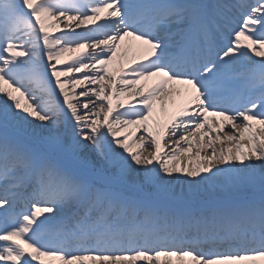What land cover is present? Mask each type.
<instances>
[{
    "label": "snow or ice",
    "instance_id": "6c2138e0",
    "mask_svg": "<svg viewBox=\"0 0 264 264\" xmlns=\"http://www.w3.org/2000/svg\"><path fill=\"white\" fill-rule=\"evenodd\" d=\"M225 34L231 39L221 46ZM126 37L143 51L123 66ZM67 53H75L70 61ZM117 57L118 71L111 67ZM69 84L84 90L70 92ZM0 94L4 264H163L162 257L264 264V0H0ZM126 95L132 99H119ZM18 122L47 129L52 151L65 136L73 153L90 143L111 155L115 172L98 186L12 139L7 129ZM129 126L142 130L138 142ZM133 170L156 192L131 190ZM180 174L193 194L207 185L233 197L257 188L262 195L214 207H153V197L171 196ZM18 198L31 200L26 213L14 211ZM65 206L76 210L71 226L42 233L52 217L38 218ZM202 241L233 247L205 251Z\"/></svg>",
    "mask_w": 264,
    "mask_h": 264
},
{
    "label": "bare ground",
    "instance_id": "6f19581e",
    "mask_svg": "<svg viewBox=\"0 0 264 264\" xmlns=\"http://www.w3.org/2000/svg\"><path fill=\"white\" fill-rule=\"evenodd\" d=\"M218 1H222V0H218ZM65 23H66V21H62L60 23V28L63 29ZM76 31L79 32L80 29H76ZM140 46H141L140 42L135 41L134 39H131L129 37L125 38L124 43L121 44V51L123 53H125L123 66H126L127 62L134 59V57L137 54L136 51ZM66 55L67 54H65V57H66ZM254 58L257 60L260 59L258 57H254ZM118 66L119 67L122 66L119 57H117L113 61V64L111 65V67L113 68V70H116ZM57 67L59 68L60 66L58 65ZM240 70L242 71L243 69H240ZM85 71H88V70H85ZM69 75L75 79H80L82 77L81 73H70ZM129 78H131V77H129ZM62 79H65V78L62 77ZM153 82H154V80L148 81L149 86ZM6 87H7V85H6ZM87 87L90 88V87H92V85L89 83L87 85ZM137 87H138V85H137ZM175 87L178 89L184 88V87H181V85H179V84L175 85ZM82 90H84L83 86H77L75 89H73L71 87V85L69 84V91L70 92L75 91L77 94H79V92ZM5 98H6L5 94H0V108H3ZM131 98L132 97L126 95L124 97H120L119 99H123L125 102H127ZM79 99H80V105H82L84 100L82 97H80ZM80 105H78V107ZM97 107H99V101H97ZM159 107H160V102L158 101L157 102V108L159 109ZM106 108H107V105L105 104V109ZM120 110H122V109H120ZM80 114L81 115L85 114L82 108H81ZM209 122L212 123L214 126H217V127L222 126V118L213 119V117L211 115H209ZM10 125H13V126L19 128L21 130V131H19L20 133L26 134L27 136H31V138H33L34 140H37V141H45L44 138L47 137V135H49V131L47 129H44V131H43V129L38 126V122L30 123V124H23L22 122H18V123H12ZM48 127L51 128V125H49ZM203 129H207V128H203ZM203 129H202V131H203ZM228 130L229 129H225V131H228ZM127 131L134 133L135 138H137V142L139 141V138L142 136V130H136L135 126H129ZM221 135H223V133H221ZM144 139L148 140V137L145 136ZM162 144H167V141H162ZM82 145H83L82 149L85 152L84 154L86 157H84L83 159H81V158L77 159V160H79L80 164H82L83 166L85 165L92 172H95V173L100 174V175H104L106 177L115 172V167L113 166L111 155H103V154L99 153L96 150L95 146L91 145L90 143L84 142ZM70 146H71V140H70V138L65 136L64 141L61 145V150H62L63 156L66 155V156H70V157H75V154L73 153ZM226 146L227 145H225V147ZM92 151L94 152L95 155L92 156V154H91V157H90V153ZM117 151H119V149H117ZM152 151H153V149L148 147L146 144L145 149L143 151V155L149 156L152 154ZM187 162H188L187 157H181V165L186 164ZM175 175L176 174H174V176ZM130 180L132 181V184L134 183V181H136V185L137 184L143 185V188L138 187V189H146L147 191L156 192V189L153 186L145 184L144 176H143L142 172L138 173L137 171L133 170L132 175L130 177ZM172 189H173V191H172L173 193H183L188 198L191 194H193V193H190L189 184L187 181L184 180L183 174H180V179H174V178L172 179ZM257 190H259V188L255 189V190H252V189L246 190L245 192H243L238 197L242 198V197L250 196L253 194V192H256ZM18 191L24 192L25 189L23 187H21ZM195 195H199L198 198H196ZM204 196H213V198H218V197H225V196L229 197L230 195H228L224 192L222 193V191H220L219 189H217L215 191L208 190L207 185H205L204 189H202L199 192L194 193V196H192V197L194 199L201 200L204 198ZM231 197H233V196H231ZM72 211H73V208L65 206L61 210L54 209L53 213H45L44 215L39 217L38 221L43 220L44 216H51L52 217L48 221H54V220L57 221L54 224V226H52V227H48V226L45 227L44 226L41 229V232L46 233L49 229H53V228L58 229V228H61L64 226H71L73 217L71 216L70 212H72ZM109 254H112V253H109ZM117 254H119V253H117ZM172 259L175 260L176 258H172ZM161 260L163 261V264H169V261L166 260L165 258L162 257ZM2 263H4V262H0V264H2ZM33 264H39V262L33 261ZM55 264H60V262L58 260H56ZM88 264H92V261H88ZM137 264H147V262L138 261ZM177 264H178V262H177ZM249 264H251V262Z\"/></svg>",
    "mask_w": 264,
    "mask_h": 264
}]
</instances>
